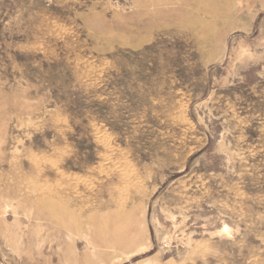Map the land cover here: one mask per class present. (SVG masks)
I'll list each match as a JSON object with an SVG mask.
<instances>
[{"label": "rangeland", "instance_id": "1", "mask_svg": "<svg viewBox=\"0 0 264 264\" xmlns=\"http://www.w3.org/2000/svg\"><path fill=\"white\" fill-rule=\"evenodd\" d=\"M0 264H264V0H0Z\"/></svg>", "mask_w": 264, "mask_h": 264}, {"label": "bare ground", "instance_id": "2", "mask_svg": "<svg viewBox=\"0 0 264 264\" xmlns=\"http://www.w3.org/2000/svg\"><path fill=\"white\" fill-rule=\"evenodd\" d=\"M246 53V52H245ZM249 53V52H248ZM242 56V55H241ZM223 137V136H222ZM222 137H221V141L220 142H222L223 143V141H222ZM225 145V144H224ZM220 146L222 147L223 145H221L220 144ZM227 147V146H223L222 148L223 149H225V148ZM226 149H228V148H226ZM227 151H229V149L227 150ZM230 153H231V151H230ZM228 154V153H227ZM173 214H171V218L172 219H174L175 217L174 216H172ZM222 221V220H221ZM183 222V221H182ZM173 224H174V228L176 229L177 228V223L175 222V221H173ZM181 224V223H180ZM179 224V225H180ZM179 225H178V227H179ZM174 231V230H173ZM180 232H183V231H180ZM214 232V231H213ZM236 232V231H235ZM185 233V232H184ZM183 233V234H184ZM210 233V232H209ZM212 233V232H211ZM233 233H234V229L228 224V223H226L225 221H223L222 223H221V225L218 227V229L215 231V234H217V236H220V237H232V235H233ZM182 234V235H183ZM189 235V234H188ZM211 235V234H210ZM213 235V234H212ZM175 237V236H174ZM184 238V237H183ZM180 239H182V238H180ZM190 240V239H189ZM146 247V246H145Z\"/></svg>", "mask_w": 264, "mask_h": 264}]
</instances>
